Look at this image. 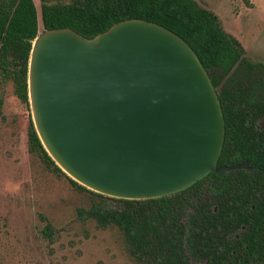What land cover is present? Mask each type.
Listing matches in <instances>:
<instances>
[{
  "label": "water",
  "instance_id": "water-1",
  "mask_svg": "<svg viewBox=\"0 0 264 264\" xmlns=\"http://www.w3.org/2000/svg\"><path fill=\"white\" fill-rule=\"evenodd\" d=\"M29 98L37 134L72 180L107 197L182 192L219 167L226 120L192 46L151 21L129 19L92 39L70 28L33 43Z\"/></svg>",
  "mask_w": 264,
  "mask_h": 264
},
{
  "label": "trees",
  "instance_id": "trees-1",
  "mask_svg": "<svg viewBox=\"0 0 264 264\" xmlns=\"http://www.w3.org/2000/svg\"><path fill=\"white\" fill-rule=\"evenodd\" d=\"M249 4V0H245ZM0 0V80L26 105L33 43L44 30L70 28L92 39L129 19L158 23L186 40L218 90L226 120L219 167L249 162L252 170L212 173L177 194L127 200L96 193L87 214L116 226L140 264H264V64L246 57L218 16L196 0ZM43 30V31H44ZM3 98H0V109ZM29 149L65 174L45 150L31 120ZM52 226L45 234L51 236Z\"/></svg>",
  "mask_w": 264,
  "mask_h": 264
},
{
  "label": "rangeland",
  "instance_id": "rangeland-1",
  "mask_svg": "<svg viewBox=\"0 0 264 264\" xmlns=\"http://www.w3.org/2000/svg\"><path fill=\"white\" fill-rule=\"evenodd\" d=\"M196 1L218 16L247 58L264 64V0ZM0 98V264H140L118 227H102L87 214L99 198L30 151L32 110L12 83L0 80Z\"/></svg>",
  "mask_w": 264,
  "mask_h": 264
}]
</instances>
